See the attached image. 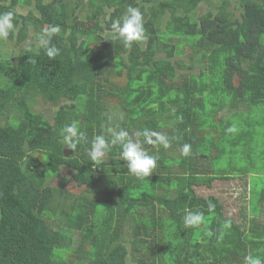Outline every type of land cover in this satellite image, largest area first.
Listing matches in <instances>:
<instances>
[{
    "label": "trees",
    "instance_id": "16d2710c",
    "mask_svg": "<svg viewBox=\"0 0 264 264\" xmlns=\"http://www.w3.org/2000/svg\"><path fill=\"white\" fill-rule=\"evenodd\" d=\"M226 1L198 16L209 0H88L82 11L94 26L84 29L72 0H37L38 14L28 15L18 10L26 0H0V13H15L9 41L25 45L19 56L0 58V264L264 262L257 219L264 180L251 190L254 219L244 225L218 197L197 191L255 177L254 167L242 165L255 149L264 159L251 132L264 117H250L264 115V0H238L235 10ZM129 6L143 14L145 39L126 48L109 30ZM110 9L102 26L101 12ZM53 25L60 52L49 59L36 40ZM197 59L205 66L198 74ZM42 104L49 108L38 112ZM73 121L87 137L76 152L60 135ZM109 127L141 142L135 133L146 128L169 137L167 149L143 144L158 156L152 176L128 174L118 145L102 165L89 161L90 141L108 138ZM184 144L191 145L187 157ZM71 188L84 189L75 196ZM186 210L203 215L200 226L183 227Z\"/></svg>",
    "mask_w": 264,
    "mask_h": 264
},
{
    "label": "clouds",
    "instance_id": "9594fccd",
    "mask_svg": "<svg viewBox=\"0 0 264 264\" xmlns=\"http://www.w3.org/2000/svg\"><path fill=\"white\" fill-rule=\"evenodd\" d=\"M15 28V13L5 11L0 13V41H6ZM113 33L112 39L119 40L124 47L130 48L134 43L141 42L145 39V28L143 14L138 8L129 6L122 18L112 22L110 30ZM60 32L59 26L53 25L42 29L37 36L36 47L43 49L44 54L49 59H55L60 49L52 44L54 36ZM227 131L233 132L234 128ZM109 137L96 135L90 141V148L87 149L89 161L96 165H102L111 146H120L121 160L126 161L128 174L134 176L137 180H145L153 175L157 168V155H150L143 144L163 146L165 149L170 147L169 137L163 133L144 129L142 132L135 133L134 138L127 130L123 128H108ZM64 148L76 152L82 142H87L85 133L79 130L77 122L73 121L65 125L60 133ZM191 145L184 144L181 148V154L185 157L190 155ZM209 210L215 206L209 202ZM203 222V215L200 212L186 210L183 217V227L185 229L195 228ZM246 264H264L259 258L247 257Z\"/></svg>",
    "mask_w": 264,
    "mask_h": 264
},
{
    "label": "rangeland",
    "instance_id": "374dc122",
    "mask_svg": "<svg viewBox=\"0 0 264 264\" xmlns=\"http://www.w3.org/2000/svg\"><path fill=\"white\" fill-rule=\"evenodd\" d=\"M28 3L23 4L18 7L19 13L23 15H28L29 12L33 11L38 14L37 11V0H26ZM45 3H50L52 0H44ZM216 0H209V2H206V4H200V7L196 10L197 15L200 16L201 13H204L209 7L211 8L213 6V3ZM226 1V0H225ZM74 7L77 8L76 10L79 11L80 14V21H81V27L84 29H92L94 26V19L88 17L83 8L88 7V0H83L81 4H77V0H72ZM239 2L238 0H227L225 2V5L230 8L231 10H235L238 6ZM78 5V6H77ZM111 10H105L104 12H101L100 21L102 26L106 24L107 21L110 19ZM239 12H237L238 14ZM109 32H105L103 34V37H105L106 34ZM99 40H96L92 43L94 45L95 43H98ZM21 48H25V45L21 46L19 49L15 47L14 42L9 41V38L6 41H0V58H12L20 55ZM189 52V49L186 51L185 59L187 58V53ZM197 68L194 70L197 74L200 72V66H203V63L197 59L196 61ZM205 68V66H203ZM194 73V72H193ZM192 73V74H193ZM49 108L48 106H44V104L41 105V107L36 108L38 112H41L43 109ZM56 109V108H54ZM257 111H255L256 113ZM227 111H223L220 113V115L215 119V121L218 123L220 118H222L223 114L225 115ZM234 113V112H233ZM226 117V115H225ZM253 119H260L264 117V115H255L254 113L251 114ZM5 118V117H3ZM254 130V132H253ZM258 132L260 135H264V127L263 126H257V124L252 126L251 132L254 135V148L255 145H258L260 150H264V138L262 136H259L258 138L262 140H257L256 133ZM257 140V141H255ZM67 153H69L67 151ZM256 149L254 152H251L250 156L251 159H253V163L251 159H248L245 161V158L242 159V165L249 167V168H255L252 172L254 173V176H244V177H230L227 180H217L213 183V186L211 189L208 188H197L198 195H202L205 197H208L210 195H214L218 197L222 203L225 205V211L226 215L228 217H232L238 224L244 225L246 221H249V219H254V217L250 214L249 210V201L251 198V190H261L262 188V180H264V159H258L256 154ZM238 157V156H236ZM240 160V157L237 158ZM244 163V164H243ZM240 165L239 163H237ZM67 176V172H62V175ZM84 188H78L73 189L71 188V191L77 196L78 193L82 192ZM259 222L264 225V207L261 209V215L258 217ZM126 232H129L128 228H125ZM132 244V243H131ZM129 242V246L131 245ZM135 254L133 251V248H130V254L129 259Z\"/></svg>",
    "mask_w": 264,
    "mask_h": 264
},
{
    "label": "water",
    "instance_id": "95a60500",
    "mask_svg": "<svg viewBox=\"0 0 264 264\" xmlns=\"http://www.w3.org/2000/svg\"><path fill=\"white\" fill-rule=\"evenodd\" d=\"M65 154H66L67 157L69 156L67 153H65Z\"/></svg>",
    "mask_w": 264,
    "mask_h": 264
}]
</instances>
